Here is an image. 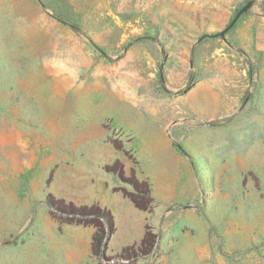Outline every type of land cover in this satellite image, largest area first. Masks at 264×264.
<instances>
[{"label":"rangeland","instance_id":"obj_1","mask_svg":"<svg viewBox=\"0 0 264 264\" xmlns=\"http://www.w3.org/2000/svg\"><path fill=\"white\" fill-rule=\"evenodd\" d=\"M117 92L190 166L129 245L48 189L80 99ZM0 264H264V0H0Z\"/></svg>","mask_w":264,"mask_h":264},{"label":"crops","instance_id":"obj_2","mask_svg":"<svg viewBox=\"0 0 264 264\" xmlns=\"http://www.w3.org/2000/svg\"><path fill=\"white\" fill-rule=\"evenodd\" d=\"M92 96L80 99L73 149L56 163L48 189L76 205L108 209L118 241L137 243L159 207L176 203L190 166L167 131L170 114L123 92Z\"/></svg>","mask_w":264,"mask_h":264},{"label":"water","instance_id":"obj_3","mask_svg":"<svg viewBox=\"0 0 264 264\" xmlns=\"http://www.w3.org/2000/svg\"><path fill=\"white\" fill-rule=\"evenodd\" d=\"M250 5V3H246L243 7H241L234 15V17L232 18V20L229 22V24L227 26H225L220 32V35H224V33L234 24V22L236 21V19L239 17V15L245 11L248 6Z\"/></svg>","mask_w":264,"mask_h":264}]
</instances>
